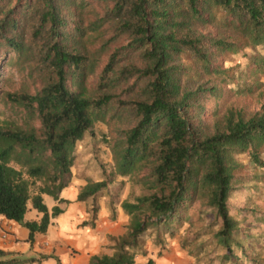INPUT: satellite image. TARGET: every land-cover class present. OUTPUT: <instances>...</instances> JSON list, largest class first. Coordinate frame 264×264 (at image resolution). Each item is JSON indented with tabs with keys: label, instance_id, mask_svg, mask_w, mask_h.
Masks as SVG:
<instances>
[{
	"label": "trees",
	"instance_id": "1",
	"mask_svg": "<svg viewBox=\"0 0 264 264\" xmlns=\"http://www.w3.org/2000/svg\"><path fill=\"white\" fill-rule=\"evenodd\" d=\"M241 53L245 65H227ZM0 65V215L31 242L70 203L78 143L101 123L113 170L78 200L96 214L106 196L115 216L127 182L139 193L121 203L129 223L113 252L90 264H158L136 259L146 232L184 222L202 223L193 242L209 235L221 264H264V175H236L240 155L264 167V104L236 101L264 98V0H0ZM245 182L253 195L235 206ZM30 205L40 220L26 219ZM10 254L0 264L23 260Z\"/></svg>",
	"mask_w": 264,
	"mask_h": 264
},
{
	"label": "crops",
	"instance_id": "2",
	"mask_svg": "<svg viewBox=\"0 0 264 264\" xmlns=\"http://www.w3.org/2000/svg\"><path fill=\"white\" fill-rule=\"evenodd\" d=\"M90 166L89 164L85 165L81 175L74 173L72 183L61 193L63 198L70 200V203L61 204L65 211L52 219L46 233L36 234L33 242L29 240L27 228L0 215V250L11 253V257L23 259L20 264H90L93 255L111 254L115 239L124 235L127 230L129 215L124 212L121 206H116V215L114 216L106 196L99 198L100 207L96 214L92 210V201L78 200L81 187L87 183L89 177H92ZM102 177L95 176L93 178L98 180ZM47 196L49 195L43 194L45 201ZM57 204L58 202L54 200L53 204L47 205L51 210ZM41 217L42 213L30 205L26 219L40 220ZM92 220L94 226L86 224L87 221L92 222ZM51 230L53 232L50 234ZM169 245L170 243L165 246L169 247ZM156 248L158 252L161 251L159 247ZM181 250L177 248L174 258L171 257V260H168L164 256L159 258V255L162 256V252L159 255L156 254L150 244L145 246L143 254H137L136 259L139 262H146L152 258L158 264H171V261H175L174 264H181V259L185 257ZM32 258H35L36 261H31Z\"/></svg>",
	"mask_w": 264,
	"mask_h": 264
},
{
	"label": "rangeland",
	"instance_id": "3",
	"mask_svg": "<svg viewBox=\"0 0 264 264\" xmlns=\"http://www.w3.org/2000/svg\"><path fill=\"white\" fill-rule=\"evenodd\" d=\"M245 55L239 54V56H233L229 58L227 61L228 66H234L237 63H242L245 65ZM1 73L6 74V69L0 65V78ZM264 83V78H263ZM264 89V85H263ZM235 100V99H234ZM241 105L246 106L252 110H257L261 108L264 104V98L259 96L258 94L249 95L244 98L236 99ZM107 132V127L104 124L98 123L95 126V136H93L90 132L86 133L83 140L78 143L77 146V156L78 159L73 167V177L74 173L79 175L83 173V167L87 164L90 166V172L92 177H104V172H110L113 170V160L112 155L109 148L105 145L102 139V133ZM241 161H243L244 166L240 168L236 175L241 176L243 179H250L252 174L257 175H264V167H258L253 164L247 155H240ZM240 178V179H242ZM121 177L118 178L117 181H120ZM72 183V182H71ZM42 184L39 182L36 186H33L32 193L38 191V186ZM254 183L252 182H245L240 184L241 188L236 191L231 197V203L235 206L241 207L246 202V199L249 195H253L252 188ZM255 188L257 191L254 195L255 200H260L261 207H264V182H258L255 184ZM139 191L136 188L131 187V183L127 182L125 185L124 190L120 194V202L116 205L121 206L122 201L126 199H132ZM53 198L47 196L46 203L53 204ZM92 201V200H91ZM253 205H257L254 203ZM30 212V216H31ZM200 224H196L194 226H189V223L184 222L182 225L173 227L175 228L174 234H156L148 235L149 232H146L147 236L144 237V246L142 252L140 251L138 254H143L145 252L146 245H152L156 254H160L162 252V256L159 255V258L167 257L168 260H171V257L174 258L176 254V249L179 248L181 251L184 252V259H181V264H221V251L212 252L213 245L211 244L212 240L209 238V235L202 236L196 242H193L195 233L199 230ZM53 230L50 231V234ZM43 237V235H41ZM165 238V239H164ZM160 239H163L162 241ZM170 241V242H169ZM204 242V247H202V243ZM150 243V244H149ZM170 243L169 247L165 246L166 244ZM160 248V252H158L157 248ZM169 249V252L167 250ZM172 249V250H170ZM155 253V252H154ZM167 254V255H165ZM175 260V259H174ZM171 261V264H174Z\"/></svg>",
	"mask_w": 264,
	"mask_h": 264
}]
</instances>
